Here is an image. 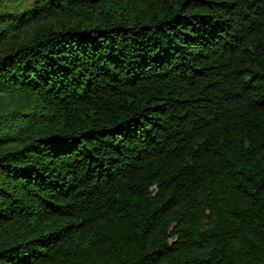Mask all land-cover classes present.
I'll return each instance as SVG.
<instances>
[{
  "label": "trees",
  "instance_id": "trees-1",
  "mask_svg": "<svg viewBox=\"0 0 264 264\" xmlns=\"http://www.w3.org/2000/svg\"><path fill=\"white\" fill-rule=\"evenodd\" d=\"M0 264H264V0H0Z\"/></svg>",
  "mask_w": 264,
  "mask_h": 264
}]
</instances>
